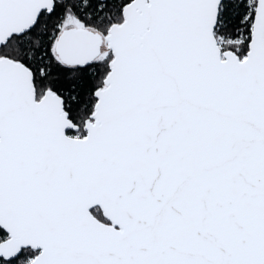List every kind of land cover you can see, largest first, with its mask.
Here are the masks:
<instances>
[{"label":"snow or ice","instance_id":"6c2138e0","mask_svg":"<svg viewBox=\"0 0 264 264\" xmlns=\"http://www.w3.org/2000/svg\"><path fill=\"white\" fill-rule=\"evenodd\" d=\"M0 264H264V0H0Z\"/></svg>","mask_w":264,"mask_h":264}]
</instances>
